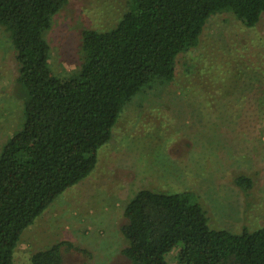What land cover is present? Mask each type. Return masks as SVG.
<instances>
[{
	"label": "rangeland",
	"instance_id": "obj_1",
	"mask_svg": "<svg viewBox=\"0 0 264 264\" xmlns=\"http://www.w3.org/2000/svg\"><path fill=\"white\" fill-rule=\"evenodd\" d=\"M127 0H69L45 33L53 72L81 63L83 28L106 29ZM174 79L137 94L121 111L91 173L66 188L27 226L13 264L66 240L62 264H132L120 227L142 188L192 190L213 228L240 233L264 225V14L253 27L231 13L205 23L196 47L176 57ZM14 49L0 28V150L23 121ZM249 176L248 191L234 183ZM177 250L169 264H180Z\"/></svg>",
	"mask_w": 264,
	"mask_h": 264
},
{
	"label": "trees",
	"instance_id": "obj_2",
	"mask_svg": "<svg viewBox=\"0 0 264 264\" xmlns=\"http://www.w3.org/2000/svg\"><path fill=\"white\" fill-rule=\"evenodd\" d=\"M69 0H0V28L14 49L23 121L0 150V264H13L23 230L66 188L87 177L122 109L140 92L174 79L176 57L196 47L206 21L231 13L253 27L264 0H127L106 29L83 28L81 63L66 78L51 67L45 33ZM248 191L253 180L237 175ZM120 227L132 264H264V225L213 228L192 190H137ZM66 240L33 252L31 264H62Z\"/></svg>",
	"mask_w": 264,
	"mask_h": 264
}]
</instances>
